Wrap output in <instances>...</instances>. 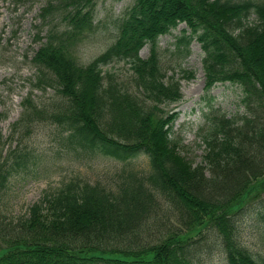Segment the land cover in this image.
Wrapping results in <instances>:
<instances>
[{"label": "trees", "instance_id": "16d2710c", "mask_svg": "<svg viewBox=\"0 0 264 264\" xmlns=\"http://www.w3.org/2000/svg\"><path fill=\"white\" fill-rule=\"evenodd\" d=\"M46 1L41 16L50 21L31 59V88L53 93L21 101L10 139L23 143L36 125L50 124L67 154L109 157L122 168L113 181L70 180L16 220L0 206V264H199L205 252L211 262L264 264L238 234L242 221L254 220L264 236V187L242 202L264 182V0H133L113 42L87 64L76 48L94 28L95 0ZM179 24L174 50L164 51L159 39ZM192 41L203 54L206 89L237 85L245 109L227 117L210 107L203 115L197 165L178 155L182 139L166 110L182 100L181 81L194 78L185 70L174 77ZM119 64L128 66L126 80L106 69ZM3 146L0 134V199L9 178L35 164L26 149L3 161ZM141 156L145 171L132 165Z\"/></svg>", "mask_w": 264, "mask_h": 264}, {"label": "rangeland", "instance_id": "374dc122", "mask_svg": "<svg viewBox=\"0 0 264 264\" xmlns=\"http://www.w3.org/2000/svg\"><path fill=\"white\" fill-rule=\"evenodd\" d=\"M132 4L133 0H95L94 28L76 48L80 63L87 64L106 50L114 40L118 19ZM46 6V0H0V134L4 141L1 157L3 161L8 158L10 162L20 150L26 149L35 158V164L13 174L7 188L1 192L0 206L7 221L27 216L32 205L38 204L45 195H51L70 180L82 179L91 183L113 181L122 168L120 161L109 157L78 158L72 153L67 154L59 147L58 131L50 124L36 125L23 143L17 136L10 139L11 127L21 113L20 103L30 93L31 82H34L35 69L30 60L47 33L50 16H41ZM255 22L254 16L248 20L249 24ZM183 29L185 25L180 24L168 35L162 36L158 45L164 51L167 48L174 50L175 37L180 36ZM190 49V55L181 62V66H176L174 77L178 78L180 70H185L192 72L194 78L181 81L182 100L166 110L176 114L173 131L182 139L178 155L197 165L204 155V146L196 136L198 127L203 124V115L210 107L227 117L245 115V109L240 104L243 94L237 85L219 83L206 90L201 66L202 51L195 41L191 42ZM148 54L147 47L140 51L142 59ZM165 54L163 60L170 61L169 52ZM127 68L119 64L109 65L106 69L118 71L120 77L126 80ZM52 93L51 89L45 92L34 90L32 95L40 101L48 99ZM16 146H19L17 152L12 153ZM132 165L137 171H145L148 169V158H136ZM261 185L264 187V182L257 184L242 202L247 203L256 197L261 192ZM260 230L263 231V226L254 220L242 221L239 225L240 242L254 255L264 254V236ZM196 235L197 231H194L185 238ZM211 255L205 252L199 264H223L220 257L208 261Z\"/></svg>", "mask_w": 264, "mask_h": 264}]
</instances>
